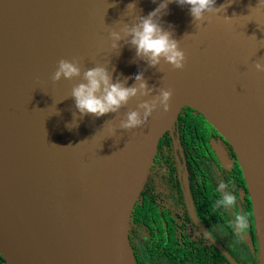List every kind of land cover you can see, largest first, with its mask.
Segmentation results:
<instances>
[{
    "label": "water",
    "instance_id": "water-1",
    "mask_svg": "<svg viewBox=\"0 0 264 264\" xmlns=\"http://www.w3.org/2000/svg\"><path fill=\"white\" fill-rule=\"evenodd\" d=\"M133 2L136 9L127 10ZM157 3L0 0V256L6 264H137L129 238L133 212L160 140L184 107L201 113L232 146L251 193L264 264V72L254 66L264 61V8L250 11L257 0H216L217 8L227 6L197 27L187 7L169 4L161 20L185 53L184 67L163 61L152 67L136 56L120 81L131 86L142 73L150 95L66 127L76 112L69 95L81 78L54 82L58 61L78 59L82 72L109 70L116 49L109 33ZM56 11L57 23L48 19ZM160 89L172 92L168 110L158 105L121 139L125 113Z\"/></svg>",
    "mask_w": 264,
    "mask_h": 264
},
{
    "label": "flooded vegetation",
    "instance_id": "flooded-vegetation-1",
    "mask_svg": "<svg viewBox=\"0 0 264 264\" xmlns=\"http://www.w3.org/2000/svg\"><path fill=\"white\" fill-rule=\"evenodd\" d=\"M220 181L229 184L237 196L234 210L215 207ZM141 200L149 214L155 211L156 218L154 234L143 222L144 240L147 245L154 242L163 260L168 251L193 250L191 261L196 264L199 249L211 251L219 264H259L254 207L244 172L230 143L194 108L184 107L160 140ZM239 213L248 217L242 234L230 223ZM129 238L131 243L130 234ZM137 258L140 264H151L146 250Z\"/></svg>",
    "mask_w": 264,
    "mask_h": 264
},
{
    "label": "clouds",
    "instance_id": "clouds-1",
    "mask_svg": "<svg viewBox=\"0 0 264 264\" xmlns=\"http://www.w3.org/2000/svg\"><path fill=\"white\" fill-rule=\"evenodd\" d=\"M152 2L157 3V0ZM171 3L179 7H187L196 27L202 24L207 14H216L227 6L222 5L217 8L216 0H159L157 7L146 15L136 17L131 25L123 24L118 30L111 31L109 33L111 47L117 48L118 42L126 39L135 48L136 56L145 59L150 66L156 67L163 61L172 65L174 69H182L186 59L185 53L180 48L179 42L173 38V33L163 27L161 20L163 15L168 14V5ZM258 8H264V0H257L256 6L250 11ZM126 9H136V4L129 3ZM169 27L171 28V25ZM254 66L257 71L264 72V61L258 60ZM77 77L81 78V82L72 88L69 95L73 98L76 109L72 122L66 124L69 129L76 127L78 121L86 115L99 118L109 113H119L131 98L148 97L152 91L142 73L136 74L135 83L127 86L126 80L114 82L105 66L91 67L82 72L78 59L59 60L51 79L57 82ZM171 96L170 90L160 89L159 94L151 100H144L138 104L137 109L125 113L118 128L130 130L141 127L158 105L165 111L168 110ZM108 130L109 133L115 134L117 126H111ZM216 191L218 198L215 200V207L224 211L236 208L237 196L229 184L220 181ZM230 223L237 234H242L248 228V217L244 213L234 214Z\"/></svg>",
    "mask_w": 264,
    "mask_h": 264
},
{
    "label": "trees",
    "instance_id": "trees-1",
    "mask_svg": "<svg viewBox=\"0 0 264 264\" xmlns=\"http://www.w3.org/2000/svg\"><path fill=\"white\" fill-rule=\"evenodd\" d=\"M155 176H152L154 178ZM150 180L149 184H151V189H154V180ZM139 201L136 204V207L133 212L132 216V222H131V247L134 248V256L136 259V263L140 264L138 261L137 256L141 258V252L146 250L149 256V261L151 264H192V257H193V250H180V251H168L165 259L163 260L161 257L160 252L156 249V245L153 244L154 242H151L150 244H146L144 240V236L142 233V226L143 222H146L149 228H151L152 234H154L155 228H156V218H155V211H153V214H149L146 211V207L143 206V204ZM152 204L153 209L155 205V198H152ZM152 211V210H151ZM137 240V244L135 242ZM139 244V245H138ZM197 252L201 255L199 257V260L196 264H219L218 260L219 258L213 257L211 255V251H204V250H197ZM218 256L220 257V254L218 253ZM185 259V260H184ZM184 260V261H183ZM255 263L257 262L254 260ZM0 264H6L3 258L0 256ZM194 264V263H193ZM228 264V263H226Z\"/></svg>",
    "mask_w": 264,
    "mask_h": 264
},
{
    "label": "bare ground",
    "instance_id": "bare-ground-1",
    "mask_svg": "<svg viewBox=\"0 0 264 264\" xmlns=\"http://www.w3.org/2000/svg\"><path fill=\"white\" fill-rule=\"evenodd\" d=\"M55 1V0H51ZM49 6H52V2H49ZM48 19L57 23L60 19V13L56 11L55 14H49ZM124 51H127V60L128 65H125L124 62ZM136 63V55H135V48L127 42L126 39H122L118 42V47L114 49L113 54L109 59V70L114 77L115 81H120L126 79L127 75L130 74V71L133 70ZM119 125V124H118ZM125 130L120 129V138H123ZM121 143L117 145L115 150L119 153L120 152ZM114 153V160L117 158L118 153ZM111 175V183L113 189L117 188V179L115 173L113 171L110 172Z\"/></svg>",
    "mask_w": 264,
    "mask_h": 264
}]
</instances>
